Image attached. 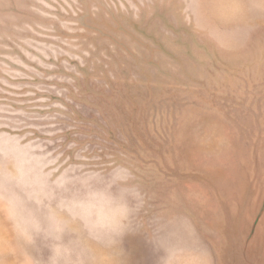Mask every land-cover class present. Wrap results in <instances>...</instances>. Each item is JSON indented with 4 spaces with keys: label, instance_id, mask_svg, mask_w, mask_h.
<instances>
[{
    "label": "rangeland",
    "instance_id": "374dc122",
    "mask_svg": "<svg viewBox=\"0 0 264 264\" xmlns=\"http://www.w3.org/2000/svg\"><path fill=\"white\" fill-rule=\"evenodd\" d=\"M57 251L264 264V0H0V264Z\"/></svg>",
    "mask_w": 264,
    "mask_h": 264
},
{
    "label": "clouds",
    "instance_id": "9594fccd",
    "mask_svg": "<svg viewBox=\"0 0 264 264\" xmlns=\"http://www.w3.org/2000/svg\"><path fill=\"white\" fill-rule=\"evenodd\" d=\"M118 182V178L114 177L112 183ZM111 187V183L109 184ZM136 192L132 191L130 188H123L119 191L118 194H109V199L111 201V206L114 209L118 210V215L115 217V225L117 227L123 226L124 222L128 220L129 216L132 213L130 207V200L136 197ZM85 227H94L92 219L87 215L84 217ZM51 264H83L82 261L71 262L66 259V257L57 251L51 258Z\"/></svg>",
    "mask_w": 264,
    "mask_h": 264
}]
</instances>
